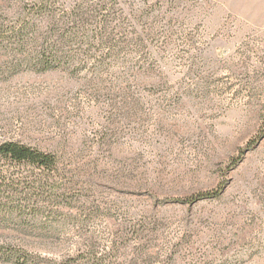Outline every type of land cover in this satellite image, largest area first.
Here are the masks:
<instances>
[{"label": "rangeland", "instance_id": "374dc122", "mask_svg": "<svg viewBox=\"0 0 264 264\" xmlns=\"http://www.w3.org/2000/svg\"><path fill=\"white\" fill-rule=\"evenodd\" d=\"M7 140L60 170L0 264H264V0H0Z\"/></svg>", "mask_w": 264, "mask_h": 264}, {"label": "trees", "instance_id": "16d2710c", "mask_svg": "<svg viewBox=\"0 0 264 264\" xmlns=\"http://www.w3.org/2000/svg\"><path fill=\"white\" fill-rule=\"evenodd\" d=\"M44 3L40 7L43 8ZM29 22H24L14 31L19 34L26 29ZM0 159L10 164L30 165V174L0 171V227L16 221L25 222L30 216L41 210L39 198L44 194H57L60 159L54 152L44 151L30 144L7 140L0 142ZM212 192L200 194V198L211 196ZM37 198V199H33ZM9 246L10 251L3 253L14 264H28L29 259L24 253L27 250ZM3 252V251H2Z\"/></svg>", "mask_w": 264, "mask_h": 264}]
</instances>
